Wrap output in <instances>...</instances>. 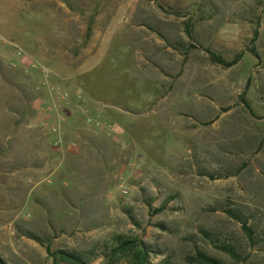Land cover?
Instances as JSON below:
<instances>
[{
  "label": "rangeland",
  "instance_id": "obj_1",
  "mask_svg": "<svg viewBox=\"0 0 264 264\" xmlns=\"http://www.w3.org/2000/svg\"><path fill=\"white\" fill-rule=\"evenodd\" d=\"M117 236L264 264V0H0V258Z\"/></svg>",
  "mask_w": 264,
  "mask_h": 264
},
{
  "label": "trees",
  "instance_id": "obj_2",
  "mask_svg": "<svg viewBox=\"0 0 264 264\" xmlns=\"http://www.w3.org/2000/svg\"><path fill=\"white\" fill-rule=\"evenodd\" d=\"M67 7L71 11L78 12V10L72 8L67 5ZM94 19L90 17L84 41L82 43V47H85L91 38L92 35V27H93ZM192 25L186 23L184 27L185 34L189 40H192ZM205 52L209 55V59L212 64L219 65L224 68H230L234 66L239 60L240 55L235 56V58L231 61H225L223 58L215 54L210 50H205ZM248 108V105H246ZM230 217H235L231 212H226ZM163 229V228H162ZM242 231L244 232L246 238L252 242L253 233L249 227L246 226V223L242 225ZM115 245L109 249L108 252L104 254V261L102 264H150L149 258L154 253L152 249L142 242L139 239H127L121 236H117L115 238ZM219 250L225 254H227L234 261H238L239 257L231 248H219ZM46 253L51 261V264H88L79 254L71 253L65 250H56L51 251L49 246L46 247ZM192 264H223L218 259L206 256L202 253H197L192 259L189 260ZM0 264H6L5 261L0 258Z\"/></svg>",
  "mask_w": 264,
  "mask_h": 264
},
{
  "label": "built area",
  "instance_id": "obj_3",
  "mask_svg": "<svg viewBox=\"0 0 264 264\" xmlns=\"http://www.w3.org/2000/svg\"><path fill=\"white\" fill-rule=\"evenodd\" d=\"M44 83H45V84L48 83V82H47V78H46V76H45V78H44Z\"/></svg>",
  "mask_w": 264,
  "mask_h": 264
}]
</instances>
